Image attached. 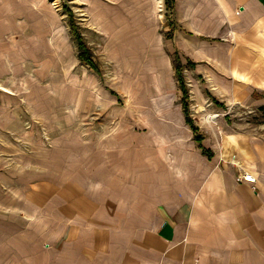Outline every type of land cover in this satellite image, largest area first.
Wrapping results in <instances>:
<instances>
[{"label": "crops", "instance_id": "1", "mask_svg": "<svg viewBox=\"0 0 264 264\" xmlns=\"http://www.w3.org/2000/svg\"><path fill=\"white\" fill-rule=\"evenodd\" d=\"M113 1L88 11L97 25L124 23L115 36L99 31L101 44L116 42L135 97L150 104L88 136L85 151L72 146L69 164L56 141L32 171L10 138L0 264H264V0H175L172 10L165 0ZM17 114L10 108V132L22 129ZM242 170L255 182H239Z\"/></svg>", "mask_w": 264, "mask_h": 264}, {"label": "rangeland", "instance_id": "2", "mask_svg": "<svg viewBox=\"0 0 264 264\" xmlns=\"http://www.w3.org/2000/svg\"><path fill=\"white\" fill-rule=\"evenodd\" d=\"M90 2L0 0V161L5 164L12 157L10 138L22 146L17 153L24 150L30 155L32 171L38 166L33 160L44 150L52 151L56 141H62L69 164L72 146L85 151L88 136L113 131L119 120L128 118V109L149 106V99L135 97V88L125 77L128 61L120 58L116 42L108 39L101 44L99 31L115 36L124 23L112 28L109 19H102L97 25L88 11ZM67 8L73 11L84 41L94 48L102 75L78 59ZM157 11L161 32L164 7ZM127 39L131 41L129 33ZM10 108L22 114H17L23 124L17 132H10ZM247 121L260 122L253 116Z\"/></svg>", "mask_w": 264, "mask_h": 264}, {"label": "trees", "instance_id": "3", "mask_svg": "<svg viewBox=\"0 0 264 264\" xmlns=\"http://www.w3.org/2000/svg\"><path fill=\"white\" fill-rule=\"evenodd\" d=\"M174 2H175V0H165L166 9L172 10L174 7ZM66 13H67V16L69 18L68 22H69L73 37L76 40L77 45H78V50H79L78 57H79V59L82 62L89 65L92 69L97 71L99 74H101V70L99 69V67L97 66V64L95 63V61L93 59L92 51L90 50V48L85 43L84 38L79 31V27H78V24L76 23L73 11L71 9L67 8ZM174 67H175V71H176V76L178 78L180 91L182 93V105H183L184 113L186 115V121H187L188 125L191 127V129L193 130V132L196 134V136H195L196 141L201 142L202 137L197 134L198 128L194 125V122L190 118L189 90H188L186 81H185L184 76H183L184 66L181 64L180 59L177 55L175 56V59H174ZM215 103L220 106V104L218 102L215 101Z\"/></svg>", "mask_w": 264, "mask_h": 264}, {"label": "built area", "instance_id": "4", "mask_svg": "<svg viewBox=\"0 0 264 264\" xmlns=\"http://www.w3.org/2000/svg\"><path fill=\"white\" fill-rule=\"evenodd\" d=\"M237 180L239 182L244 181V182L254 183L255 177L252 174L247 173V172L242 170V171H239L238 176H237Z\"/></svg>", "mask_w": 264, "mask_h": 264}]
</instances>
